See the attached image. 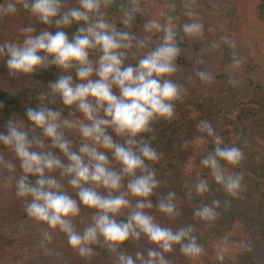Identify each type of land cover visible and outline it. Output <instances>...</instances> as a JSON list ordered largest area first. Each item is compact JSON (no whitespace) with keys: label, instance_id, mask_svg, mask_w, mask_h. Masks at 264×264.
Instances as JSON below:
<instances>
[{"label":"clouds","instance_id":"1","mask_svg":"<svg viewBox=\"0 0 264 264\" xmlns=\"http://www.w3.org/2000/svg\"><path fill=\"white\" fill-rule=\"evenodd\" d=\"M112 2L76 0L69 5L66 0H0V18L16 15L21 6L46 25L51 26L54 21L58 29L53 33L48 28L37 31L30 25L25 26L21 29L22 43L5 42L0 46V57H8L9 72L27 74L51 65L64 72L49 82L48 93L40 94L42 103L37 109H25L30 129H39V134L29 136L23 120L11 119L7 121L6 132L0 131V146L11 150L20 168V174L14 175L15 163L0 154V171L9 173L0 182L14 186L15 196L23 198L29 218L47 225L49 230L40 234L45 253L50 251L48 245L53 243V232L58 230L64 234L68 246L83 259L94 255L93 245L101 239L115 255V264H170L164 253H170L175 245H179L185 256L199 257L203 248L197 243L191 225L173 231L145 211L154 207L150 197L159 187L155 170L147 162H157L160 154L141 134L151 131L152 121L171 119L173 102L182 94L181 87L167 78L176 72L175 60L181 51L177 44V17L171 14L176 5L169 3L149 18L143 25L146 35L138 39L134 32L119 30L108 18L104 9ZM149 3L150 0H127L121 5L120 23L124 28L130 29ZM185 7L184 14L191 22L182 25V32L188 37L201 36L203 24L190 5ZM73 23L81 26L69 39L60 29ZM157 33L163 34L160 42L149 49ZM225 42L230 43L226 39ZM232 46L235 47L234 43ZM134 48L148 50L137 57ZM90 50L98 54L95 60L90 59ZM129 57L136 63H126ZM234 64L239 66L240 61L234 60ZM70 69L75 70V80ZM197 75L202 81L211 79L202 71H197ZM49 94L59 96L64 106H75L73 112L65 117L60 109L44 104ZM76 111L82 117L75 116ZM198 127L213 137L216 145L214 155L202 159L201 164L211 169L215 182L225 192L236 197L242 187V174L229 172L219 161L238 166L243 153L234 146L220 147L222 138L207 122L201 121ZM66 130L79 134L77 150H73ZM51 149H59L60 154ZM57 170L59 180L49 175ZM29 176L35 177V181L29 180ZM64 179L75 196L60 182ZM193 186L198 194L209 191L203 180ZM129 197L136 198L134 205ZM81 206L94 211L90 223L78 229L74 218L80 216ZM155 207L171 219L180 215L174 192L158 199ZM218 207L219 201L214 200L211 206H201L194 217L214 221ZM125 209L128 210L126 217L118 220ZM141 235L159 250L149 248L146 255L141 251L133 255L118 250L130 240L138 241Z\"/></svg>","mask_w":264,"mask_h":264},{"label":"trees","instance_id":"2","mask_svg":"<svg viewBox=\"0 0 264 264\" xmlns=\"http://www.w3.org/2000/svg\"><path fill=\"white\" fill-rule=\"evenodd\" d=\"M66 2L72 5L76 0ZM126 2L113 0L104 11L119 30L134 32L138 39L146 35L143 25L149 18L169 3L176 5L171 14L177 17V44L181 51L175 60L176 72L167 78L181 87L182 94L179 100L173 102L171 119H156L151 123V131L141 134L160 154L157 162H147L155 170L159 187L150 197L154 207L145 211L173 231L191 225L203 252L199 257L190 258L181 253L179 245H175L170 253H164L166 259L170 264H264V0H150L130 29L120 23V7ZM185 5H190L203 24L201 36L188 37L182 32V25L191 22L184 14L187 10ZM160 19L163 23V18ZM29 25L37 31L48 28L54 33L58 30L54 21L51 26L46 25L18 6L16 15L0 18V46L5 42L22 43L24 34L21 29ZM80 26L73 23L60 30L71 39ZM162 35H153L149 49L160 42ZM225 39L230 43H226ZM147 50L133 49L137 57ZM89 55L95 60L98 54L90 50ZM7 59V56L0 57V131L6 132L10 119L23 120L29 136L37 135L40 130L30 129L25 109H37L42 103L40 94L48 93L49 82L64 72L51 65L37 68L33 73L13 75L7 69ZM234 60L240 61L239 66L234 64ZM126 63L134 64L136 61L129 57ZM197 71L209 74L211 79L202 81ZM69 72L75 80V70L70 69ZM43 103L60 109L65 117L75 107L64 106L59 96L50 94ZM74 115L82 117L78 111ZM201 121L210 124L215 134L222 138L220 147L234 146L243 153V160L238 166L219 161L229 172L242 174V187L236 197L225 192L215 182L211 169L201 164L202 159L214 155L216 147L213 137L198 127ZM65 134L73 142V150H77L79 134L67 130ZM44 139L50 143L47 138ZM51 150L60 154L59 149ZM0 154L15 163L14 175L18 176L19 161L11 150L0 146ZM107 154L111 158V153ZM61 159L65 158L61 155ZM8 175L7 170L0 171V178ZM49 175L60 179L59 170ZM29 180L34 182L35 177L29 176ZM200 180L208 184L207 193L198 194L195 191L193 185ZM60 182L69 194L75 196L66 179ZM100 191L104 193L103 189ZM169 192L175 193L180 213L174 219L155 207L157 200ZM129 199L134 205L136 198ZM214 200L219 201L214 221L194 217L201 206H211ZM93 211L81 206L80 216L74 218L78 229L90 223ZM127 212L123 210L117 219H124ZM45 230H49L47 225L37 223L26 215L24 200L15 196L14 186H5L0 182V264H115V255L109 252L103 239L93 245L94 255L83 259L68 246L64 234L58 230L53 232V243L48 245L50 251L45 253L40 235ZM149 248L159 250L157 245L141 235L138 241L130 240L118 250L133 255L141 251L146 255Z\"/></svg>","mask_w":264,"mask_h":264}]
</instances>
